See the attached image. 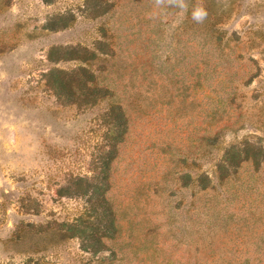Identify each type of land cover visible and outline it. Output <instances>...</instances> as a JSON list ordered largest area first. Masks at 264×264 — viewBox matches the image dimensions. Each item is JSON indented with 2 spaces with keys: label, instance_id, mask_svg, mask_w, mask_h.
<instances>
[{
  "label": "rangeland",
  "instance_id": "1",
  "mask_svg": "<svg viewBox=\"0 0 264 264\" xmlns=\"http://www.w3.org/2000/svg\"><path fill=\"white\" fill-rule=\"evenodd\" d=\"M214 1L227 36L238 39L223 52L227 75L217 78L209 64L208 79L194 81L173 105L132 113L109 173L120 232L92 254L62 227L84 200L57 191L101 162L107 103L83 108L58 99L47 75L76 63H53L48 53L92 49L101 27L114 44L117 17H89L82 0H0V264H264L263 155L256 168L245 161L226 178L216 172L231 147L264 153V0ZM57 17L71 21L61 28ZM170 55L163 52L171 64ZM221 128L200 148V136ZM199 173L210 180L201 192ZM183 174L191 177L186 187Z\"/></svg>",
  "mask_w": 264,
  "mask_h": 264
},
{
  "label": "trees",
  "instance_id": "2",
  "mask_svg": "<svg viewBox=\"0 0 264 264\" xmlns=\"http://www.w3.org/2000/svg\"><path fill=\"white\" fill-rule=\"evenodd\" d=\"M41 1L51 4L55 0ZM82 1L89 17H107L111 13L117 17L114 44L101 27L100 40L92 49L79 45L50 49L48 59L51 62H74L76 66L67 71L50 72L46 86L69 105L89 108L100 102L107 103L104 122L109 144L101 162L90 177L70 178L57 191L59 197L84 200L81 214L62 227L67 238L79 241L83 251L98 254L104 250L105 242L113 240L120 232L118 213L108 198L109 173L115 147L122 141L132 113L142 112L149 104L155 108L173 105L191 89L194 81L201 83L208 79L206 70L209 64H214V70H220L217 78L223 71L226 76L225 67L229 60L223 52L231 49V43L236 45L238 39L234 33L227 36L225 12L219 10L221 6L218 10L214 8L217 7L214 0H186L183 5L181 0ZM196 9H203L206 13L200 21L192 18ZM56 20L62 21L61 28L67 27L71 21L61 17ZM56 25L54 22L49 28L58 29ZM128 29L132 32L128 33ZM165 50L172 52L171 64V58L163 56ZM197 52L201 56L200 62L196 59ZM180 63L184 65L176 69ZM199 65L201 68L195 73ZM223 129L214 130L212 136L207 133L200 136V148L202 144H212L210 142H214ZM262 155L264 160V153L259 151L250 155L248 148L238 150L231 147L217 163V175L220 179L226 178L245 161H251L256 168ZM190 179L189 174L180 177L184 187ZM195 182L199 192L210 187L205 173L197 174ZM202 197L199 202L204 201L206 194ZM196 216L201 218L194 213L190 218Z\"/></svg>",
  "mask_w": 264,
  "mask_h": 264
},
{
  "label": "clouds",
  "instance_id": "3",
  "mask_svg": "<svg viewBox=\"0 0 264 264\" xmlns=\"http://www.w3.org/2000/svg\"><path fill=\"white\" fill-rule=\"evenodd\" d=\"M205 15L206 13L203 9H196L192 14V18L196 21H200Z\"/></svg>",
  "mask_w": 264,
  "mask_h": 264
}]
</instances>
